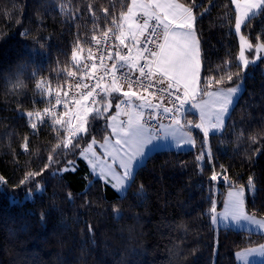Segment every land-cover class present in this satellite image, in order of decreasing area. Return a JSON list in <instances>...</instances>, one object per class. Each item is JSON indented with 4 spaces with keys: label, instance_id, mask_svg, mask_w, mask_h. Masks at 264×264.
Returning a JSON list of instances; mask_svg holds the SVG:
<instances>
[{
    "label": "trees",
    "instance_id": "obj_1",
    "mask_svg": "<svg viewBox=\"0 0 264 264\" xmlns=\"http://www.w3.org/2000/svg\"><path fill=\"white\" fill-rule=\"evenodd\" d=\"M179 1L196 15L202 84L243 81L245 89L222 132L207 139L192 128L195 148L153 152L121 195L81 156L106 137L109 109L123 95L100 94L106 114L91 102L99 95L86 97L94 111L86 131L78 134L76 122L70 137L68 105L53 107L80 68L75 51L116 28L131 0H0V264H234L239 249L264 242L263 233L218 226L210 212L228 186L247 187L252 178L246 207L264 216V55L247 68L239 61L233 0ZM243 32L264 44V9ZM40 80L54 88L52 98L39 91ZM50 106L61 124L35 125L28 114ZM71 163L77 168L65 170Z\"/></svg>",
    "mask_w": 264,
    "mask_h": 264
},
{
    "label": "rangeland",
    "instance_id": "obj_2",
    "mask_svg": "<svg viewBox=\"0 0 264 264\" xmlns=\"http://www.w3.org/2000/svg\"><path fill=\"white\" fill-rule=\"evenodd\" d=\"M233 2L237 10V22L235 30L238 33L241 45L239 61L245 68H247L250 64L256 63L262 58V56L264 55V44L259 43L256 46L253 45L251 40L243 32V27L248 19L253 15H257L256 10H253L250 15H248L244 19H241L239 6L241 3H243V0H233ZM188 8L189 6L179 0H131L127 12L119 17V20L117 22L118 25L115 28L118 37L124 36L125 28L142 29V27H144L140 23L136 22L135 19L136 16L142 11H146V13L150 17L151 15H154L160 20L166 32L168 31V34L166 42L159 54L158 59L160 58L162 53L167 52L169 54V58L173 61V63L177 65V67L186 77L191 87L194 89V95L191 97L193 103L191 102L190 98H187L184 106H182L183 111L176 112L177 123L175 125L166 126L163 129L159 130L147 126L143 121V112L147 107V103L144 99L138 98L139 101H136L134 97L137 98V96H129L119 91V93H121L123 97L121 99H118V101L116 102V107L113 111L110 110L111 108L109 109V111H111V115L109 116L110 118L108 121L109 132L103 140H93L82 153L84 160L86 162L88 160L87 164L92 170L95 177L102 179L104 182L109 183L110 185H113L115 181H112L111 178L105 180L98 174V168L94 170L91 167V165L95 166L96 162L91 159V156L89 155L90 153H94L96 157L103 159L106 164H111V158L106 154V151H108L109 154H112L118 148L123 158L126 161H129L130 158L134 157L136 154H139L144 150V145L156 140L159 137H163L165 135V132L173 126L184 127L185 131L192 136L193 143L191 144L184 142L176 143L173 139L155 143L154 146L146 150V155L143 157V159H140L135 164V175L139 166L144 164L148 156L155 151H158L160 149L189 150L195 148L196 139L192 131V128L195 127L192 125L187 126L189 120L192 121L193 125L199 124L201 123V115L203 114L204 120L206 121V127L208 125L215 126V129L213 130L209 128V134L222 132L226 126L227 119L234 105L245 89V83L243 81L229 87L205 88V86L202 84V51L200 39L196 31V15L193 11L186 12ZM125 18H129L128 25H126V23L123 21ZM139 35H142V32H140ZM93 47L81 46L75 51L73 60L78 65V67H80L82 64L81 59L83 57V52L87 50L90 54L93 50ZM113 56L114 54L109 56L111 61ZM172 78L175 79V77ZM112 84L114 86L113 88L116 89V82L113 81ZM62 87L63 86H61V88ZM52 88L53 87L51 85H47L44 81L40 80L38 89L47 98H52ZM64 90L65 89H61V93H63ZM135 91L139 92L138 90ZM101 98L102 96L99 95L97 99H93L91 100V102L97 101L98 103H100L99 107L96 109L98 111L100 110L103 114H106L108 112V109H104L102 107L103 104H101ZM87 99L83 98L82 100H80V102L83 100L87 102ZM86 102H84V104ZM87 105L88 108L85 105V107H83V110L77 109L79 116L77 124L75 125V129L78 134H82L86 131L87 118L91 111H94V109H92L94 103L90 105V103L87 102ZM50 108L51 106L47 107L45 111H37L35 113H29L28 115L31 116L35 125H37L39 122L46 121L47 119H49L53 124H61V119H59V117L49 116V112L52 111ZM188 110H191L193 114L191 117L184 118ZM129 116L133 121V126L136 125L137 121L140 125L143 126V128L145 129V134L139 142L130 141L127 144L117 145L116 139H114L113 132H111L110 127L116 124V121H123L125 123V129H127L129 127L127 124V118ZM120 131L123 135L124 130ZM206 138L208 139V135H206ZM112 145H115V147H105ZM113 167L115 166L113 165ZM76 168V164L71 163L69 167L65 168V170H75ZM116 170L117 172L121 171L120 169ZM217 176L220 177L221 174H217ZM131 180L125 181L124 187L118 191L119 194L124 195L127 193ZM232 186L240 188L243 185H231L226 188L219 203L218 201L216 202L217 213L223 211V202L227 198V192L229 188ZM248 189L249 186L245 187V204L240 211L238 224L237 221L225 223V221L220 216H217V219L215 218V220L218 226L232 227L238 230H247L250 232L264 234V216L253 214L249 212L246 207ZM249 192L254 193L251 190ZM234 264H264V242L239 249L236 252V261Z\"/></svg>",
    "mask_w": 264,
    "mask_h": 264
},
{
    "label": "built area",
    "instance_id": "obj_3",
    "mask_svg": "<svg viewBox=\"0 0 264 264\" xmlns=\"http://www.w3.org/2000/svg\"><path fill=\"white\" fill-rule=\"evenodd\" d=\"M135 19L146 27L140 39L131 37L128 42L127 38L118 37L115 29L106 30L97 38L92 55L85 53L80 68L71 72L69 89L56 96L53 108L67 104L70 109L63 116L68 137L78 119L76 109L80 100L100 95L103 84L110 81H115L116 88L124 94L134 89L148 98L143 112L147 126L161 130L177 123L176 112L183 111L182 106L187 100L183 95L184 88L159 72L155 64L168 31L157 17H150L144 11ZM119 40L130 44L124 48L123 56L111 64L109 56L117 50Z\"/></svg>",
    "mask_w": 264,
    "mask_h": 264
},
{
    "label": "snow or ice",
    "instance_id": "obj_4",
    "mask_svg": "<svg viewBox=\"0 0 264 264\" xmlns=\"http://www.w3.org/2000/svg\"><path fill=\"white\" fill-rule=\"evenodd\" d=\"M262 9H264V0H243V3H241L239 6L240 17L241 19H244L245 17L250 15V13L253 10H256L257 14H259V12ZM155 64H156V69L162 74L168 75L170 77H175V79L179 82V84L184 88L183 95L185 98H191L194 95V89L191 87L186 77L180 71L177 65L173 63V61L169 58V54L167 52L162 53L160 58L155 62ZM126 95L139 96L140 93L135 91L134 89H129ZM127 124L129 126L127 129H125V123L123 121H116V124L110 127L111 132H113L114 139H116L117 145L127 144L130 141L139 142L145 134V129L143 128L142 125L139 124L138 121L136 125L133 126V121L130 116L127 118ZM188 125H192L196 129L202 130L203 136L209 135L210 133L209 128H211L212 130L215 129L214 125H208L206 127V121L204 120L203 114L201 115V123L193 125L192 121L189 120L187 126ZM120 130H124L123 135L121 134ZM168 139H173L176 143H181V142L188 144L193 143L192 136L185 131L184 127L173 126L172 128L168 129L165 132V135L163 137H159L156 140L144 145V150L139 154H136L134 157L130 158L129 161H126L123 158L122 154L120 153V150L117 148L116 151L113 152L112 154H109V152L106 151V154L111 158V164H106L103 159L96 157L94 153H90L89 155L91 156V159L96 162L95 166L91 164L90 165L94 170L98 168L99 169L98 174L101 177H103L105 180L111 178L112 181H115V183L112 186L117 191H119L121 188L124 187L125 181H130L133 178L134 166L140 159H143V157L146 155V150L154 146L155 143L166 141ZM105 147L106 148L115 147V145L105 146ZM255 153H259V152H253V154ZM200 158L202 159V157ZM251 158L252 157L249 156V160H251ZM113 165L115 167H113ZM116 169H120L121 171L117 172ZM211 180L225 181L226 178L224 176L218 177L216 174H213L211 176ZM247 184L249 186V189L254 192L256 186L253 183L252 178H249ZM244 204H245V187L243 186H241L240 188H237L236 186L230 187L227 192V198L223 202L222 212L217 213L216 201L212 200V206L210 208V212L213 214L212 216L213 223L216 222V220L214 222L213 217L215 216V218L217 219V216H220L225 221V223L231 221H237L238 224L240 211L243 208Z\"/></svg>",
    "mask_w": 264,
    "mask_h": 264
},
{
    "label": "crops",
    "instance_id": "obj_5",
    "mask_svg": "<svg viewBox=\"0 0 264 264\" xmlns=\"http://www.w3.org/2000/svg\"><path fill=\"white\" fill-rule=\"evenodd\" d=\"M189 11H192L191 9H187V11L186 12H189ZM146 12V11H145ZM152 16V15H151ZM154 16V15H153ZM129 18H125L123 21L126 23V25H128L129 24V20H128ZM144 26V25H143ZM125 30H126V32H125ZM125 30H124V36H122L123 38H127L128 39V42H129V39L131 38V37H133V38H138V39H140V36L141 35H139L140 34V32H144L145 30H146V27L144 26V27H142V29H128V28H125ZM121 33V32H120ZM166 42V41H165ZM130 43H125L124 44V42H122V43H120L119 42V47H117V50L114 52V56H113V58H112V64H114L115 62H116V60L118 59V58H121L122 56H123V50H124V48L125 47H127L128 45H129ZM167 77H169V78H171V79H174V78H172V77H170V76H167ZM174 80H176V79H174ZM177 81V80H176ZM178 82V81H177ZM114 86H113V84H112V82H105L104 83V85H103V97H105V98H108L109 100L111 99L112 100V98H114L117 94H118V92L119 91H117L115 88H113ZM138 98H140V99H144L145 101H146V103H147V105H148V98L147 97H145L144 95H142V94H140L139 96H137V98H135L134 97V99H136V101H139V99ZM85 105H87V103L86 104H84V106ZM88 108V107H87ZM188 111H191V110H188Z\"/></svg>",
    "mask_w": 264,
    "mask_h": 264
},
{
    "label": "clouds",
    "instance_id": "obj_6",
    "mask_svg": "<svg viewBox=\"0 0 264 264\" xmlns=\"http://www.w3.org/2000/svg\"><path fill=\"white\" fill-rule=\"evenodd\" d=\"M11 71L13 72L14 75H17V76L22 75V72H23L22 69L20 70L19 73H17V72L15 71V69H13V70H11Z\"/></svg>",
    "mask_w": 264,
    "mask_h": 264
}]
</instances>
